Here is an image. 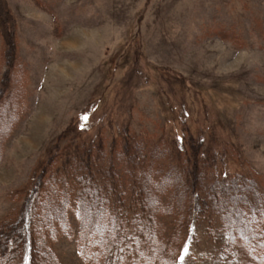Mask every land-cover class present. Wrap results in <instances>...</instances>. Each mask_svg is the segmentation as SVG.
<instances>
[{
    "label": "rangeland",
    "instance_id": "rangeland-1",
    "mask_svg": "<svg viewBox=\"0 0 264 264\" xmlns=\"http://www.w3.org/2000/svg\"><path fill=\"white\" fill-rule=\"evenodd\" d=\"M126 130L144 140L143 152L120 154ZM96 141L109 152L116 144L117 192L132 201L142 189L155 196L150 223L129 222L141 213L139 200L116 208L121 232L131 228L132 238L102 240L108 225L78 214L77 149ZM185 154L208 173L236 179L228 192H215L230 204L242 196L230 211L234 218L240 210L245 227L235 242L217 211L192 207L182 215L189 197L175 158ZM44 172L70 194L68 227L54 222L56 193L34 203L32 222L42 229H22L28 188ZM145 178L151 183L139 185ZM261 200L264 0H0V226L20 231L12 243L0 237V264H180L186 246L185 264H264ZM105 207L107 217L115 214L111 202Z\"/></svg>",
    "mask_w": 264,
    "mask_h": 264
},
{
    "label": "trees",
    "instance_id": "trees-1",
    "mask_svg": "<svg viewBox=\"0 0 264 264\" xmlns=\"http://www.w3.org/2000/svg\"><path fill=\"white\" fill-rule=\"evenodd\" d=\"M5 37V42L7 43V45L5 44V47H7L8 51H12L13 52V48H14V42L12 40V36H6ZM15 41V38H14ZM124 136V137H123ZM123 141L121 143L122 145V152L120 154L122 155H127L130 156V151L131 150H138L140 152H143L145 150V147H143V143L144 140L142 138H139L138 136H136V134H132L129 130L125 131V134L122 135ZM142 141V142H141ZM83 145L81 146H85L86 148L88 147V150L83 151L81 149V147L79 146V148L77 149V154H76V158H78V162H79V167L81 168L80 170H82V168L84 169V174L77 178L78 181H82V184L84 183H89L90 185L86 186V188H82V184L78 183V187L76 188V193H75V198H76V203H77V211L78 214L80 215V219L81 221H83V223L85 222H98L101 223L102 226L101 227H106V225H108V227L111 230V235L108 238H103V237H99L102 240L105 241H109L111 240L112 237L119 235L121 237L126 238L129 233H131V238H132V232L131 228L130 231L127 232V230H125L124 233L121 232L120 228L121 226H124V223L120 217V215H118V211H117V207H122L124 206L126 210L132 208L131 203H134L135 200H139V210H141V213H137L134 216H131L129 222H133L136 219L145 221V222H151V220H153V217H155L154 215H152L154 213V211H150L148 210V208L150 207H156V199L153 193H147L146 196H143V190L138 191V194L133 195L135 196L134 201L130 199H128V197L122 193V192H117V188L118 186H116L117 182L121 180V176L117 175V168L114 165L113 159H117L115 158L116 153H117V147L116 144L112 145L113 147L111 148V151L109 152L106 148L105 145H103V143L101 141H96L93 142L91 144H88L87 146L85 145V142H82ZM145 143V142H144ZM185 148V147H184ZM81 149V151H80ZM182 149V147L180 148ZM81 152V153H80ZM84 152H86V154H90L89 156H86L84 154ZM183 152V151H182ZM184 153V152H183ZM84 154V157H83ZM96 154V155H95ZM98 154H99V158H98ZM107 156L109 157V159L107 158ZM113 157V159H112ZM106 158V160H105ZM133 160V158H131ZM177 160V162H180L182 165L181 167L183 168L184 172H185V176H184V180H185V189L183 190V193L185 196H188L189 198H185L184 201L182 202V208H183V213L182 215H185L186 212L187 213H191L192 211V207H199V209H208L211 212L217 211L216 213H220L221 217H222V221H225V224L227 223V226L225 225V229L228 232V243L231 242H235V234L234 232L237 234V231L244 229L245 227H243L244 221L243 219L239 218L240 217L241 212L240 210L238 211V215L236 214L233 218V215L231 214L230 211H232L233 209V203H236V198H239V200H241L242 196H235L232 200V204H230V202L226 201V203H224V201H222L221 199H219L217 196H219V194L217 195L216 188H220L221 191L220 192H228L229 189H232V184L236 183V179H233L231 177V175L229 174H224V175H215L214 174V170L211 173H208V169L209 167H207L206 165L202 167L199 166V164L197 163V161L195 160L194 157H192V155H184V156H178L177 158H175ZM71 160V159H70ZM104 160V162H103ZM174 160V159H173ZM131 161V160H130ZM204 164V163H203ZM103 171V175H101L102 177V182H104L105 186L103 188H98L97 184L99 180H97V178H95L96 176V172H101ZM198 172V173H197ZM44 174L46 175V173L44 172L43 174L41 173V175L36 176V178L34 177L32 184L29 186L28 188V192L26 195V211L28 214H30L29 216V220L26 221L25 223L23 220V217L20 218V221H18L17 223L20 222V225L22 226V229H27L29 231H31L32 227L37 228V229H42L39 224H35V226L33 225V220L32 217H34L36 215V206L34 207V203H36V201L38 200H42L43 202H47L49 200H53V197L57 194H60L61 197L57 198V207L54 208L53 213L55 214L54 217H59L60 218H54V222L57 223V226H60L61 229H65L68 227V220H66V210L67 207L69 206L68 203V198L70 199V194L66 191V188L64 185L63 186H58V188L56 186H54L52 184L51 179H46L44 178ZM99 173H97L98 175ZM58 176V175H57ZM60 176V175H59ZM223 176V177H222ZM61 177V176H60ZM157 177L158 176H154ZM55 178V177H54ZM56 179V178H55ZM61 179V178H59ZM146 179V180H145ZM144 180H139L140 184L142 185V182H146V183H151V178L147 179L145 178ZM155 179V178H154ZM76 180V179H75ZM156 180V179H155ZM63 181V180H62ZM243 182H240L239 186H241V190L243 192H247L249 191L248 188L246 187L244 180L242 179ZM239 183V182H238ZM60 187V189H59ZM79 187H81V189L79 190ZM31 188V189H30ZM173 197H175V193L179 192L178 189L174 188L173 189ZM176 190V191H175ZM114 191V192H113ZM115 191L117 193H119V195L117 194V196H111L110 193H115ZM146 191V189H145ZM187 192V194H185ZM106 193V194H105ZM109 196H108V194ZM146 193V192H145ZM104 194V195H103ZM107 195V196H106ZM39 196V198H38ZM88 196H91L92 201L91 205L88 206L86 203V199L88 198ZM182 196V195H181ZM205 197V198H203ZM244 197V195H243ZM251 197V196H250ZM254 198V197H253ZM59 199V200H58ZM133 199V197H132ZM177 199H179L177 197ZM182 199V198H180ZM235 201V202H234ZM263 202V200H261ZM95 202H100L99 204L95 203ZM110 202L113 204L115 211V214H113L110 217H107L105 214V211L103 210H107V208L105 207V204ZM221 202V203H220ZM264 203V202H263ZM218 204V205H217ZM99 205V206H98ZM164 206V205H162ZM166 207H173V205L169 202V203H165ZM264 206V204L262 205ZM177 207H173V209H175ZM225 208V211L224 209ZM221 210L223 211V214L221 212ZM242 210V209H241ZM24 211V209H23ZM235 211V210H234ZM233 211V212H234ZM246 211L245 208H243V212ZM225 212H228L227 214H225ZM253 212L256 213V209H252L251 213ZM23 213V212H21ZM123 215V214H122ZM177 215V217L180 216L179 214H175ZM129 216V215H128ZM103 218V219H102ZM106 218V220H104ZM108 218V220H107ZM19 220V218H18ZM149 222V223H150ZM31 223V226L29 225ZM24 224V225H23ZM54 224V223H53ZM88 224V223H86ZM132 224V223H131ZM224 224V223H222ZM236 224L238 226V230H236ZM33 225V226H32ZM38 225V226H37ZM15 226H17V224H12V223H6L0 226V237L4 238L7 241H9V243H12V241L16 238L17 234L20 232L19 230L15 229ZM51 229L54 228V226H50ZM125 228V227H124ZM226 232V231H225ZM122 233V234H121ZM130 236V235H129ZM18 237V236H17ZM17 239V238H16ZM227 242V241H226ZM226 247L223 246V249H225ZM232 249V248H231ZM237 252L236 250L233 251V253ZM114 259L118 258L115 255ZM110 261V260H109ZM111 264H115L114 261L110 262Z\"/></svg>",
    "mask_w": 264,
    "mask_h": 264
},
{
    "label": "snow or ice",
    "instance_id": "snow-or-ice-1",
    "mask_svg": "<svg viewBox=\"0 0 264 264\" xmlns=\"http://www.w3.org/2000/svg\"><path fill=\"white\" fill-rule=\"evenodd\" d=\"M189 248L186 246L183 249V253L180 255L179 260H180V264H185L186 258L189 255Z\"/></svg>",
    "mask_w": 264,
    "mask_h": 264
}]
</instances>
